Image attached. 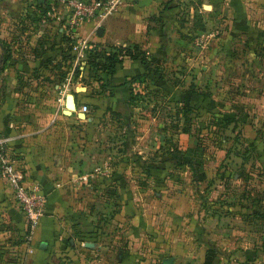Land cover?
<instances>
[{
	"label": "crops",
	"instance_id": "1",
	"mask_svg": "<svg viewBox=\"0 0 264 264\" xmlns=\"http://www.w3.org/2000/svg\"><path fill=\"white\" fill-rule=\"evenodd\" d=\"M52 5L50 0H0V137L8 140V154L22 169L27 183H37L46 196L45 213L33 232L27 262L95 264L94 258L110 257L109 250L118 253L127 244V250L132 245L147 248L146 263L158 259L163 264L170 259L171 264H264V198L221 192L214 198L216 203L207 197L201 208L192 202L185 210H177L178 202L170 199V207L164 210L162 197L150 195V187L160 181L153 180L142 188L130 176L133 162L127 160L122 168L104 163L105 144H112L106 140L108 132L99 143L94 132L107 130L119 116L130 121L134 85L128 82L146 73L147 67L140 61L126 59L116 67L113 77L97 73L102 82L91 81L84 94L73 93L78 110L94 106L95 114H86L85 120L76 113L63 115L71 85L53 79L56 73L52 67L67 48L64 37L70 38L63 29L65 17L62 13L42 17L43 30L41 25L37 31L33 29L34 13ZM188 18H201L208 27L201 39H206L205 44L225 45L224 51L240 44H264V0H129L100 27L83 26L79 36L104 46L137 45L147 59L160 63L173 57L168 44L177 31H171ZM53 24L57 26L55 35ZM98 28L103 29L100 38L95 34ZM216 54L217 49L206 52L212 59ZM205 70L203 74L209 77L215 69ZM218 70L221 74L224 71L222 67ZM44 75H52V81ZM101 84L106 86L103 90ZM242 85L238 88L245 95L235 99L234 108L251 115L258 124L264 114V90L255 95V86L248 89ZM96 91L98 94L92 96ZM208 99L203 98V102ZM140 133L136 138L140 142L132 149L139 157L146 148L144 129ZM120 150L117 152L123 155ZM108 171L111 175L103 181L100 176ZM249 184L235 179L232 187L236 192ZM110 185L120 190L116 219L121 238L101 244V239L112 236V229L108 225V229L98 228V214L113 199L107 195L101 199L97 190L102 187L107 191ZM16 209L20 210L0 174V225H14ZM122 254L117 256L119 264H124Z\"/></svg>",
	"mask_w": 264,
	"mask_h": 264
},
{
	"label": "rangeland",
	"instance_id": "2",
	"mask_svg": "<svg viewBox=\"0 0 264 264\" xmlns=\"http://www.w3.org/2000/svg\"><path fill=\"white\" fill-rule=\"evenodd\" d=\"M50 1L55 6L56 0ZM59 7L65 17L66 10ZM39 13H34V31L39 29L38 25H41V30L44 28ZM178 28L171 31L173 34L177 32L169 38L168 45L173 56L171 60L153 63L148 59L146 73L133 83L130 94L133 113H130V121L124 122L119 116L115 118L116 124H112L107 130L101 131L98 127V130H95L98 143L105 139L102 136L106 135V131V140L112 144L110 147L105 144L104 158L107 160L104 163L111 168H122L127 160L133 162L130 176L136 186L140 183L138 186L142 188H147L148 182L153 180L160 181L150 187V195L154 197V194H157L162 197L161 206L164 210L170 207V199L178 202L177 210L180 207L179 210H185L186 204L191 206L192 202L201 208L203 203L208 201L207 197L213 198L212 203H216L214 198L221 192L232 196L252 193L255 197L263 199L264 114L258 124H254L251 115L242 114L238 108H234L233 102L237 97L245 95V92L238 88L241 84L248 85V89L255 86V95L264 90V44H240L228 52L223 50L225 45L198 42L203 33L208 31L201 18L183 19ZM52 29L55 35L57 26L53 24ZM211 49L213 53L217 49L220 56L216 54L213 59L207 57L206 52ZM54 63L58 64L59 61ZM72 63L70 62V68L64 71L69 73L68 80L63 84H70L72 81L75 71ZM78 66L77 77L70 84L71 90L67 91V95H73L76 87L85 88L88 84L91 85L92 80L95 82V78L85 75V60ZM206 67L215 69L209 77L203 74ZM219 67L224 69L222 74L220 69L218 70ZM51 77L53 76L44 75L48 82ZM219 77L224 82L223 85ZM97 94V91L91 93L92 96ZM206 97L209 102H203ZM88 110L89 115L95 114L94 106H89ZM143 129L146 148L139 157L132 149L137 148L140 141L136 138ZM121 174L120 171L118 176ZM109 175L111 171L100 178L105 181L109 179ZM119 179L121 180V177ZM235 179L250 182L251 185L241 186L235 192L232 187ZM97 191L101 199H104L105 195L113 199V202L107 204L108 207L98 214V228L102 230L108 225L112 229V236L101 239V244H111L121 238L116 219L120 211L116 203L120 190L117 186L110 185L107 191L102 187ZM178 214L180 216L181 211ZM14 216V225H0V233L3 234L0 236V264H30L27 262V256L32 251L33 230L26 221L24 222L20 210L16 209ZM126 245L124 249H120L124 264H159L158 259L146 263L145 256H148L147 252L149 254L147 248L132 245L127 250ZM109 251L110 257L94 258L93 260L97 261L95 264H119L117 256L120 252Z\"/></svg>",
	"mask_w": 264,
	"mask_h": 264
},
{
	"label": "built area",
	"instance_id": "3",
	"mask_svg": "<svg viewBox=\"0 0 264 264\" xmlns=\"http://www.w3.org/2000/svg\"><path fill=\"white\" fill-rule=\"evenodd\" d=\"M128 1L56 0L58 8L54 5L51 6L46 14L47 18H51L52 15L54 16L57 13H62L59 6L66 10L63 29L73 40L71 44L73 70L85 60L88 52L93 49L91 44H94L88 37L79 36V31L87 24L100 27L108 17L115 14ZM56 18L58 19L57 16ZM198 42L205 44L206 39H199ZM78 111L85 115L89 112L86 105L81 106ZM7 147L8 140L0 137V174L11 190L13 200L21 210L27 225L34 232L44 216L46 196L37 183H27L22 169L8 154ZM82 180L85 181L86 178Z\"/></svg>",
	"mask_w": 264,
	"mask_h": 264
},
{
	"label": "trees",
	"instance_id": "4",
	"mask_svg": "<svg viewBox=\"0 0 264 264\" xmlns=\"http://www.w3.org/2000/svg\"><path fill=\"white\" fill-rule=\"evenodd\" d=\"M47 9H40L38 12L43 17L46 16ZM64 41L67 44L66 50L62 51L60 54V60L58 64H54L52 70L55 71V78L57 82L64 83L67 79V75L69 72H64L66 69L70 68L69 64L72 63L73 56L71 54V44L73 40L68 37H64ZM93 45V49H91L85 58V68L84 71H88V77L91 76L95 78V82H102V78L97 73H101L105 75L107 78L113 77L116 71V67L120 65L124 60L128 59L131 61H140L142 65L148 67L146 54L140 50L138 46L131 47H115V46H104L101 44H91ZM68 62V65L66 63ZM52 60L48 61V64H51ZM67 66V67H66ZM77 66L75 71L73 72V79L77 77ZM141 77L132 78L128 83L133 84L134 82L140 80ZM92 80V79H91ZM47 81H49L47 79ZM52 81V80H51ZM50 81V82H51ZM93 81V80H92ZM106 86L104 84L100 85V88L103 90Z\"/></svg>",
	"mask_w": 264,
	"mask_h": 264
},
{
	"label": "water",
	"instance_id": "5",
	"mask_svg": "<svg viewBox=\"0 0 264 264\" xmlns=\"http://www.w3.org/2000/svg\"><path fill=\"white\" fill-rule=\"evenodd\" d=\"M95 34L99 38L102 37L103 29L102 28H98L96 30ZM85 91H86V89L83 88V87H76L75 90H74V92L76 94L84 93ZM70 109H72V110H70ZM72 113H76L77 116L80 117L83 120L86 119V115L85 114L78 112V104L76 102V99H75L74 95H69L65 99V110L63 111V115L70 116ZM163 264H171V260L170 259H166L163 262Z\"/></svg>",
	"mask_w": 264,
	"mask_h": 264
},
{
	"label": "bare ground",
	"instance_id": "6",
	"mask_svg": "<svg viewBox=\"0 0 264 264\" xmlns=\"http://www.w3.org/2000/svg\"><path fill=\"white\" fill-rule=\"evenodd\" d=\"M70 110H72V109H70Z\"/></svg>",
	"mask_w": 264,
	"mask_h": 264
}]
</instances>
